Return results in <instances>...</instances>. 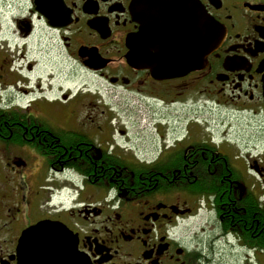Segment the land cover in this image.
<instances>
[{"label": "flooded vegetation", "instance_id": "obj_1", "mask_svg": "<svg viewBox=\"0 0 264 264\" xmlns=\"http://www.w3.org/2000/svg\"><path fill=\"white\" fill-rule=\"evenodd\" d=\"M191 1L219 41L173 76L184 0H0V264H264V0Z\"/></svg>", "mask_w": 264, "mask_h": 264}, {"label": "water", "instance_id": "obj_2", "mask_svg": "<svg viewBox=\"0 0 264 264\" xmlns=\"http://www.w3.org/2000/svg\"><path fill=\"white\" fill-rule=\"evenodd\" d=\"M158 12L165 16V20L159 19V25L160 22L169 21L170 10H158ZM149 14L152 13L149 12ZM181 26L184 32L179 40L162 42L159 45L162 51L166 53V57L163 60V68H166L168 73L173 76L186 75L193 70L203 67L206 63L207 55L215 49L219 41L215 23L199 5L191 0H184V13ZM130 46V60L133 62H143L134 56V53L137 51H134L133 45ZM150 46L153 45L151 44Z\"/></svg>", "mask_w": 264, "mask_h": 264}, {"label": "rangeland", "instance_id": "obj_3", "mask_svg": "<svg viewBox=\"0 0 264 264\" xmlns=\"http://www.w3.org/2000/svg\"><path fill=\"white\" fill-rule=\"evenodd\" d=\"M192 93V92H191ZM190 93V94H191ZM190 94H184V99L182 97L181 100H184V109L181 108H168L167 110H164L163 112V116H165L166 118V122L172 126V125H177V123L181 124L182 122H180L181 120H184V131H185V127H186V122L187 123H192L195 120L198 121L199 117L202 118H208L209 120H213V112L209 109H203L200 106V101L201 98H196V101L194 100V98H192L190 96ZM144 113V111H142ZM148 113V112H146ZM176 122V123H174ZM148 130L143 131L141 134H150L153 132V129L147 125ZM131 132L133 133H139L137 132V130H135L134 128H132ZM148 135H143V136H148ZM205 217H207L206 215H202L199 214L196 217H192L189 218L188 224L190 226V228H195V229H199V227L204 223L205 221ZM217 250L220 251L221 253H224V255L227 258L231 257L230 254V249L225 246V245H221L219 247H217Z\"/></svg>", "mask_w": 264, "mask_h": 264}]
</instances>
